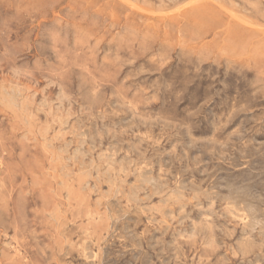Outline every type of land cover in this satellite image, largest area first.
<instances>
[{"label":"rangeland","instance_id":"374dc122","mask_svg":"<svg viewBox=\"0 0 264 264\" xmlns=\"http://www.w3.org/2000/svg\"><path fill=\"white\" fill-rule=\"evenodd\" d=\"M0 264H264V0H0Z\"/></svg>","mask_w":264,"mask_h":264},{"label":"bare ground","instance_id":"6f19581e","mask_svg":"<svg viewBox=\"0 0 264 264\" xmlns=\"http://www.w3.org/2000/svg\"><path fill=\"white\" fill-rule=\"evenodd\" d=\"M132 5H133V4H132ZM250 26H251V25H250ZM250 26H249V27H250ZM257 28H258V27H257ZM91 147H92V146H91ZM146 180H147V179H146ZM154 220H155V219H154ZM84 257H85V256H84Z\"/></svg>","mask_w":264,"mask_h":264}]
</instances>
